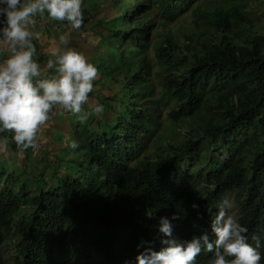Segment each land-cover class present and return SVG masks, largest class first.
I'll list each match as a JSON object with an SVG mask.
<instances>
[{
  "label": "trees",
  "instance_id": "1",
  "mask_svg": "<svg viewBox=\"0 0 264 264\" xmlns=\"http://www.w3.org/2000/svg\"><path fill=\"white\" fill-rule=\"evenodd\" d=\"M251 1L83 0L77 33L99 37L83 54L100 73L89 97L105 111L80 122L55 107L64 152L32 175L0 162V264H136L141 241L162 247V217L177 238L214 240L226 194L264 257V30Z\"/></svg>",
  "mask_w": 264,
  "mask_h": 264
},
{
  "label": "clouds",
  "instance_id": "2",
  "mask_svg": "<svg viewBox=\"0 0 264 264\" xmlns=\"http://www.w3.org/2000/svg\"><path fill=\"white\" fill-rule=\"evenodd\" d=\"M45 13L79 30L84 22L83 0H0V133H11V142L21 151L41 148L42 130L55 107L80 122L90 114L102 116L105 111L101 104L92 107L91 112L84 110L100 73L82 53L67 47L69 35L59 37V45L50 52L53 58L43 68L34 59V41L40 39V33L34 31L35 17ZM49 70L53 74L49 75ZM10 140L3 138L0 152L7 151ZM66 146L76 149L79 144L70 140ZM229 207L227 200L222 201L210 222L214 240L207 230L191 239L177 238L169 219L162 217V247L154 250L152 241H141L136 264H197L202 251L213 253L211 264H261L264 257L257 250L259 244L253 247L248 243V229L228 213ZM179 218L172 216L173 220Z\"/></svg>",
  "mask_w": 264,
  "mask_h": 264
},
{
  "label": "rangeland",
  "instance_id": "3",
  "mask_svg": "<svg viewBox=\"0 0 264 264\" xmlns=\"http://www.w3.org/2000/svg\"><path fill=\"white\" fill-rule=\"evenodd\" d=\"M249 9L252 11V13L257 17L260 16L258 21L254 23L256 25L255 31L260 32L259 30H264V0H255L251 1L249 3ZM101 16V14L99 15ZM184 17V16H183ZM43 19V18H42ZM186 22L184 21L183 23L186 24L189 22V17L185 18ZM44 21V19H43ZM37 25V24H36ZM39 25L35 26V29H38L40 33V42L44 41H51L53 42L52 44H49V47L44 48V56L46 59V62L48 59H51L50 52L52 48L56 47L59 45V37L61 35H69L70 36V43L67 45V47L72 48L82 54L90 51V49H93L96 41H98L99 37L97 35L90 34L89 37L83 34L77 33L78 31L75 29H66V33H57V32H42L45 31L43 28L38 27ZM181 25L177 26L176 24L170 25V28L172 31H176L178 27ZM258 27V28H257ZM59 32V31H58ZM53 40V41H52ZM63 47V46H61ZM97 49V45H96ZM91 57V56H90ZM90 57H86L88 61H90ZM92 59V57H91ZM99 104V99L98 98H90L89 97V102L84 105V110L86 112H91V108L94 107L95 105ZM60 112V111H59ZM51 120L49 121L48 125L42 130V146L39 150H31L28 152V155L24 151H18L14 152L11 149H7L6 152H0V162L9 166L10 168L13 169H26L31 175L41 168L43 169V161L41 160V157H44L47 160H50L51 163H53L54 159L52 158L53 154H60L64 152V148H62V144L65 143L69 137V129H68V116L64 115V118L62 113L60 112L59 114H54L52 115ZM73 117V120L76 119L75 116L71 114L69 116L70 118ZM96 117L95 115H89L88 118L86 119L87 122L91 121ZM166 123V121H165ZM3 139L0 138V142H2ZM64 145V144H63ZM64 156V155H63ZM50 168H47L43 173L45 177H48L49 175ZM227 200L229 202L230 207L227 209L228 213L230 215L235 216L236 218L238 217V211L237 207L235 206L232 198V194H226L223 196L222 201ZM8 261V260H6Z\"/></svg>",
  "mask_w": 264,
  "mask_h": 264
},
{
  "label": "crops",
  "instance_id": "4",
  "mask_svg": "<svg viewBox=\"0 0 264 264\" xmlns=\"http://www.w3.org/2000/svg\"><path fill=\"white\" fill-rule=\"evenodd\" d=\"M44 19V21H43V19ZM35 19H36V21H37V25H39L38 27H40V28H43L45 31H42V32H50V33H53V32H55V29H57V31H59V25L58 24H56V23H54L53 24V21H52V19H50L48 16H47V13H45L43 16H37V17H35ZM36 25V26H37ZM39 29V28H38ZM38 29H35L34 28V31H39ZM57 33H59L60 34V31L59 32H57ZM53 41V40H52ZM41 43V45H42V51H43V53H44V48L45 47H49V44H52L53 42H49V41H44V42H40ZM63 48V47H62ZM45 54V53H44Z\"/></svg>",
  "mask_w": 264,
  "mask_h": 264
}]
</instances>
